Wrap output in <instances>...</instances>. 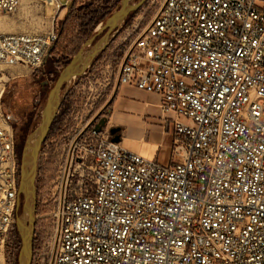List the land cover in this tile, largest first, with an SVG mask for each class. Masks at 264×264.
Returning <instances> with one entry per match:
<instances>
[{
    "label": "built area",
    "instance_id": "built-area-1",
    "mask_svg": "<svg viewBox=\"0 0 264 264\" xmlns=\"http://www.w3.org/2000/svg\"><path fill=\"white\" fill-rule=\"evenodd\" d=\"M38 1L53 24L73 0ZM20 8L0 0V16ZM138 23L111 87L160 98L174 116L171 164L122 150L94 123L58 172L31 264H264V0H161ZM56 40L0 32V66L35 71ZM18 182L0 107V264H16Z\"/></svg>",
    "mask_w": 264,
    "mask_h": 264
},
{
    "label": "rangeland",
    "instance_id": "rangeland-1",
    "mask_svg": "<svg viewBox=\"0 0 264 264\" xmlns=\"http://www.w3.org/2000/svg\"><path fill=\"white\" fill-rule=\"evenodd\" d=\"M30 1L37 3L32 4ZM58 1L61 4L65 2ZM139 1L132 0V4ZM120 2L121 0H73L68 6L69 13L67 14V9L63 10L59 20L53 24L42 18L38 0H22V7L16 14L0 16V31L5 28L4 33L42 34L53 29L57 37L39 69L30 71L26 68L0 66V91L3 89L0 107L14 130L19 158L26 139L39 126L47 94L58 74L79 49L82 48L83 54H87L102 39L105 33L96 37L90 46L84 47L105 20L119 9ZM160 2L161 0H145L136 12L129 14L111 34L105 49L94 57L84 73L60 92V105L41 146L37 162L34 181L35 234L48 226V200L70 147L82 132L108 114L114 91L111 87L112 80L135 35H131L128 28L138 22V30L143 28ZM53 10L52 6H46L43 16L51 18L54 15ZM19 213L18 210V215ZM17 247L16 260L20 248L18 235Z\"/></svg>",
    "mask_w": 264,
    "mask_h": 264
},
{
    "label": "water",
    "instance_id": "water-1",
    "mask_svg": "<svg viewBox=\"0 0 264 264\" xmlns=\"http://www.w3.org/2000/svg\"><path fill=\"white\" fill-rule=\"evenodd\" d=\"M145 0L132 4V0H121L120 7L98 28L94 37L89 39L84 47L90 46L96 37L105 33L102 39L87 53L83 49L70 59L66 66L58 74L53 87L49 90L44 107L41 112L40 123L35 132L26 139L22 146L19 158V182H18V211L15 219V229L19 237L20 248L16 264H31L33 253V239L35 229L36 194L34 181L37 172V162L41 146L50 130L52 122L60 105L59 95L62 89L72 80L80 77L90 65L94 57L103 51L109 42V37L115 32L126 17L136 12ZM107 120L101 118L95 126V132H100L106 127ZM119 130L113 128L109 131L113 137L112 142L118 143Z\"/></svg>",
    "mask_w": 264,
    "mask_h": 264
},
{
    "label": "crops",
    "instance_id": "crops-1",
    "mask_svg": "<svg viewBox=\"0 0 264 264\" xmlns=\"http://www.w3.org/2000/svg\"><path fill=\"white\" fill-rule=\"evenodd\" d=\"M32 2L37 3H29ZM67 7L63 10L67 9L68 14L70 7ZM41 9L40 4V12ZM42 18L52 22V17ZM3 29L1 32L4 33L6 29ZM159 104L160 98L155 94H147L131 86H120L113 91L105 118L107 128L119 130V141L116 143L119 148L161 165H170L175 135L167 126L168 119L174 116L161 112Z\"/></svg>",
    "mask_w": 264,
    "mask_h": 264
},
{
    "label": "flooded vegetation",
    "instance_id": "flooded-vegetation-1",
    "mask_svg": "<svg viewBox=\"0 0 264 264\" xmlns=\"http://www.w3.org/2000/svg\"><path fill=\"white\" fill-rule=\"evenodd\" d=\"M100 118H105V117H100ZM44 237H45L44 228H41L40 231L37 232V234L34 233V240H33L34 251L37 250V248L40 246L41 242H43Z\"/></svg>",
    "mask_w": 264,
    "mask_h": 264
},
{
    "label": "bare ground",
    "instance_id": "bare-ground-1",
    "mask_svg": "<svg viewBox=\"0 0 264 264\" xmlns=\"http://www.w3.org/2000/svg\"><path fill=\"white\" fill-rule=\"evenodd\" d=\"M21 7H22V0H21ZM31 12H33V11H31ZM41 15H43L42 14V9H41ZM43 17V16H42ZM1 32V31H0ZM3 33V32H2ZM12 34H15V33H12Z\"/></svg>",
    "mask_w": 264,
    "mask_h": 264
},
{
    "label": "trees",
    "instance_id": "trees-1",
    "mask_svg": "<svg viewBox=\"0 0 264 264\" xmlns=\"http://www.w3.org/2000/svg\"><path fill=\"white\" fill-rule=\"evenodd\" d=\"M65 66H66V64H65ZM65 66H64V67H65Z\"/></svg>",
    "mask_w": 264,
    "mask_h": 264
}]
</instances>
